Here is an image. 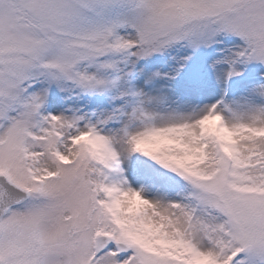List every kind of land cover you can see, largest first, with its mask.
Segmentation results:
<instances>
[{"label": "snow or ice", "instance_id": "snow-or-ice-1", "mask_svg": "<svg viewBox=\"0 0 264 264\" xmlns=\"http://www.w3.org/2000/svg\"><path fill=\"white\" fill-rule=\"evenodd\" d=\"M0 264H264V0H0Z\"/></svg>", "mask_w": 264, "mask_h": 264}]
</instances>
